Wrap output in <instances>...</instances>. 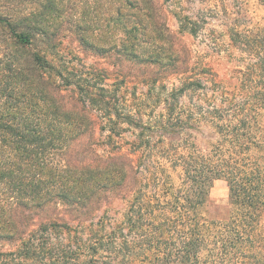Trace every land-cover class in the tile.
I'll use <instances>...</instances> for the list:
<instances>
[{
  "label": "trees",
  "instance_id": "16d2710c",
  "mask_svg": "<svg viewBox=\"0 0 264 264\" xmlns=\"http://www.w3.org/2000/svg\"><path fill=\"white\" fill-rule=\"evenodd\" d=\"M167 1L107 0L103 47L71 31L110 73L58 49L64 0H0V264H264V25L244 23L243 0L177 13L209 61L197 69L186 44L169 88L154 78L181 62L162 46ZM225 33L251 50L243 79L212 67Z\"/></svg>",
  "mask_w": 264,
  "mask_h": 264
},
{
  "label": "rangeland",
  "instance_id": "374dc122",
  "mask_svg": "<svg viewBox=\"0 0 264 264\" xmlns=\"http://www.w3.org/2000/svg\"><path fill=\"white\" fill-rule=\"evenodd\" d=\"M199 1L200 0H169L165 2V9L171 22L172 31L175 35H171L173 41H170L169 43L167 42L163 45L160 43V45L164 46L166 50H172L177 54L179 56V61L181 62H179V65L176 62L171 63L173 71H171L172 74L168 76V79H163L165 75L160 67L155 69L157 74L154 78H157L158 75L159 85L165 81L169 88L173 87V85L180 86V78L186 77V58L184 57L185 52L183 51L185 50L184 48H186V44L193 50H196L193 64L197 65V69H202L205 63L209 61L208 59L203 58L202 51L204 50V45L200 39L193 38L186 34H179L178 21L175 18L177 13L186 14V9H191L195 6V9H198L197 7L200 6ZM213 2L214 0H211V3ZM243 3L244 9L247 12V18L244 23L246 25L251 24V27H255L256 25L263 26L264 7L260 5L259 0H243ZM61 7V14L54 17L52 16L49 19V25L51 26L50 35H55L59 39L58 49L62 51L66 57H69V59L76 57L74 63L78 66L85 64L88 67H92L93 65L110 73L114 72L107 59L95 57L90 53H84L83 49L80 47L78 39L71 32L74 31L73 29L75 27H81L86 31L83 35L100 47H103L110 37H116L117 35H110L111 33L108 29L107 0H64ZM143 37L147 39L149 36L144 35ZM219 38L220 44L223 45V50L228 47L230 48L228 50L231 51V54H225L226 58L225 62H223L224 64L219 63L217 56L211 58L212 67L220 70V73L222 71L223 74L226 73L227 70L231 71L237 69L240 71V77L243 79V73L250 69L249 63H251L252 56L249 52L251 50H243L242 46L239 44L233 46L230 45V36L226 33L225 35H219ZM177 40L179 41V44ZM182 44L184 47H182ZM222 64L223 67L221 66ZM222 68L225 69L222 70ZM133 75H135V73H133ZM226 76H229V74ZM114 77L115 76H113L111 82L115 80ZM130 86L134 87V84H131ZM139 89L146 90V88L142 86H140ZM182 102L186 104V97L182 99ZM162 107L163 106H160V108ZM210 200L214 217H224L225 208H227L229 204V189L225 181L218 180L214 183L210 190Z\"/></svg>",
  "mask_w": 264,
  "mask_h": 264
}]
</instances>
